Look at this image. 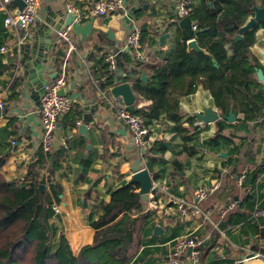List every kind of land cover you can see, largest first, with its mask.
Masks as SVG:
<instances>
[{"label":"crops","instance_id":"obj_1","mask_svg":"<svg viewBox=\"0 0 264 264\" xmlns=\"http://www.w3.org/2000/svg\"><path fill=\"white\" fill-rule=\"evenodd\" d=\"M94 1L38 0L39 15L36 22L25 32L26 39L21 46V52L13 33L5 24L6 9H13L17 4L0 5V59L11 67L0 74V101L4 102L0 116V156L5 157L1 172L10 181L24 182L29 166L43 140L44 131L39 112L40 96L34 90L35 87L29 84L30 79L26 78L23 69L24 64L31 58L34 36L41 23L48 18L52 21L63 19L61 14H58L59 10L66 14L70 11L69 7L78 9L82 18L71 24L77 49L68 55L61 69H57L53 54L57 45L54 32L52 35L54 44L49 52L48 62L44 64L43 73L49 82L62 76L66 78L68 95L81 106L82 115L79 123L83 120V107L86 104L97 105L89 118L88 136L79 133L78 126L71 129L62 121H59L56 129L54 149L63 153L59 158V167L52 176V181L60 183L63 189L60 201L56 203L59 209L51 219L56 232L65 234L74 253H78L82 246L91 243L96 230L89 224L88 214L95 198L110 200L112 190L128 182L135 171L142 168L149 170L150 156L153 155L158 159L153 162V171L159 175L155 177L153 172L150 170L149 172L158 186V191H152L149 202L143 203L145 210L156 203L158 216L154 218L153 223L155 227L162 226L163 234L153 232L151 241L140 250L135 264H167L174 240L186 233H196L205 238L199 264H264L262 258H246L252 250L250 240H247L240 226L237 224L229 225L227 228L220 226V221L224 217L219 215L218 209L223 207L228 199L222 186L214 195L199 202L201 206L204 204L203 208L214 207L212 219L215 224L205 222L201 217H182L172 201L173 197L196 200L195 191L198 187L208 185L215 179H220L222 185L224 174L229 172L224 161L230 150L225 147L217 149L202 145L216 134L217 121L207 125L198 123L200 121L195 113L202 111L206 106H212L221 114L210 91L199 86L196 92L180 97L184 123L194 121L199 125L198 149L195 154H189L183 151L181 139L174 137L172 122H168L166 126L160 121L155 122L147 139V146L144 148L136 146L128 126L117 117L118 105L125 104L122 97H115L111 93L112 87L105 96L94 86L97 78V75L92 73L94 66L104 53L112 51L114 47H119L122 51L126 35L133 26L138 25L141 30L159 28L158 32H150L143 38L142 49L136 48V53L142 52L145 56L143 61L138 60L141 65L144 64L146 79L153 65L165 62L172 55L177 36L186 34L179 25L177 0H125L128 13L133 7L144 5L145 1L148 3L146 8L136 9L143 11L144 17L139 21L133 18L132 22H127L125 18L117 19L113 15L91 14L89 9ZM256 4L261 5L262 0H256ZM262 23L257 25L256 40L250 51L264 71ZM193 25L192 22V27ZM166 32L169 36L165 39L164 45H161L159 37ZM3 46L7 49L1 51ZM130 53L133 54L132 51ZM54 73L57 74L53 76ZM124 73L127 75L125 71ZM17 77L20 78L19 83L13 87V81ZM258 80L264 84V79ZM125 81L131 80L125 78L119 80L116 75L117 84ZM148 103L149 101L144 100L140 105L146 106ZM241 116L242 114H238L236 117ZM224 133L232 135L234 129H227ZM237 135L244 137L249 143V153H260L257 154L260 160L264 149V117L250 122L248 132L240 131ZM13 140H16L14 145ZM160 140L169 144L167 151L163 154L153 150L149 152L154 142ZM234 141L236 144L241 143L239 137H234ZM221 151L227 152V156H221ZM82 158L91 159L90 166L85 168ZM175 158L183 161L184 168L180 172H174L172 161ZM216 169L222 171L221 176H218ZM260 182V191L264 192V174ZM235 184L241 185L239 179Z\"/></svg>","mask_w":264,"mask_h":264},{"label":"trees","instance_id":"obj_2","mask_svg":"<svg viewBox=\"0 0 264 264\" xmlns=\"http://www.w3.org/2000/svg\"><path fill=\"white\" fill-rule=\"evenodd\" d=\"M189 2L188 16L197 26L195 38L207 53L188 50V35L179 34L172 55L165 62L153 65L149 77L142 80L145 68L135 56L137 49L131 48L133 54L129 50L122 51L123 69L127 73L124 78L131 80L129 82L136 95L134 113L141 115L151 128L158 121L163 126L172 122L174 137L181 139L183 151L189 154H195L198 149L199 125L194 121L184 123L181 96L192 94L202 86L210 91L221 113L228 115L232 111L236 116L242 114L235 122L219 119L216 134L202 145L230 150L224 161L229 172L224 174L221 186L228 195L224 206L231 201L235 202V206L222 217L220 226L227 228L237 224L250 240L251 250L264 253V216H254L257 209H264V192L260 191L264 149L259 160L257 154L260 153H249V143L237 135L240 131L248 132L250 122L264 117V84L256 75L261 64L250 51L256 40L257 26L244 31L243 38L235 39L239 28L253 15L252 7L256 0ZM143 17V11H135L136 21ZM158 31V27L142 29V39L150 32ZM106 53L92 71L93 75H97L94 86L105 96L117 84L116 73L105 60ZM53 54L55 67L60 70L68 56L59 44ZM10 69L0 59V74ZM132 74L135 77H131ZM19 79H14L13 87ZM144 100L149 101L148 105H140ZM80 107L73 100L71 109L59 121L71 129L76 128L82 115ZM230 128L234 129V134L226 135L224 132ZM234 137H239L241 143L236 144ZM168 147L169 144L163 140L155 141L149 152L153 150L163 154ZM58 151L54 148L46 151L41 145L22 183L10 181L4 176L1 167L5 157L0 156V264L137 263L140 250L151 241L155 228L153 221L158 216L157 208L145 210L137 182H124L112 190L108 201L95 198L88 214V222L96 230L93 241L82 246L78 253L73 252L64 233L56 232L51 222L56 215L53 205L60 201L63 191L60 183L52 181L63 154ZM150 159L148 168L156 177L159 173H154L153 162L158 159L153 155ZM91 163V159L82 158L85 168ZM172 165L174 172L184 168L180 158L173 159ZM216 172L221 176L220 169ZM240 177L241 185L238 186L235 183Z\"/></svg>","mask_w":264,"mask_h":264},{"label":"built area","instance_id":"obj_3","mask_svg":"<svg viewBox=\"0 0 264 264\" xmlns=\"http://www.w3.org/2000/svg\"><path fill=\"white\" fill-rule=\"evenodd\" d=\"M13 3V0H0L1 6H6ZM24 6L20 9L19 6H15L13 9H6L5 24L7 28L13 33V37L18 44L19 52H21V46L26 39L27 29L33 25L39 15V3L38 0H24ZM189 0H177L178 12L180 16H187L190 12ZM70 11L77 12L75 21H80V11L69 7ZM89 12L93 15L109 16L113 15L117 19L128 17V12L125 8V0H95ZM133 19H131V22ZM193 29L196 30L197 26L194 24ZM57 44L63 46L64 52L68 56L70 53L77 49L76 43L73 39L72 26L69 25L65 28H60L55 31ZM142 30L136 25L133 26L126 35V42L122 47V51L129 50L135 47L142 49ZM7 48L3 46L1 51ZM137 59L144 60L145 56L142 52L135 54ZM105 60L109 64V68L115 71L117 63V53L112 50L105 54ZM67 88V80L64 76L56 79L53 82L46 81L43 86V94L40 96V109L41 123L44 131L43 145L46 151L55 147L56 129L61 117L68 112L73 104V99L66 92L65 94H59V90ZM1 109L4 107V102L0 101ZM117 117L125 122L131 133L133 143L138 147H146L147 139L150 137L152 128L145 124L144 118L130 111L126 104L118 105ZM201 123V122H198ZM13 145L16 140L12 141ZM241 183V177L239 178ZM221 186V180L215 179L208 185H202L195 191V199L189 201L185 198L173 197V203L176 205V209L182 217H201V219L208 223H214L212 215L214 209L212 207L203 208L199 202L209 198L213 195ZM235 202L231 201L227 206L221 207L219 215L224 217L233 207ZM152 207L156 208L152 204ZM55 211H58V205H53ZM255 216L264 215V209H257L254 212ZM215 224V223H214ZM205 238L196 233H186L178 236L170 249L169 258L167 264H199ZM253 255L250 258H262L264 260V253L252 251ZM247 258V257H246Z\"/></svg>","mask_w":264,"mask_h":264},{"label":"water","instance_id":"obj_4","mask_svg":"<svg viewBox=\"0 0 264 264\" xmlns=\"http://www.w3.org/2000/svg\"><path fill=\"white\" fill-rule=\"evenodd\" d=\"M13 3L17 4L19 8L21 9L24 6V0H13ZM147 1H145L144 5H139V7H133L128 17H125L127 22H130L131 19L134 18V13L136 9H140L141 7L146 8L147 7ZM253 15L249 18V20L239 28V33L235 36V39H241L243 38L242 33L248 29H252L256 27L258 24L264 22V3L259 5L255 4L253 7ZM61 14V17L63 19L61 20H55L52 21L51 19H47L44 23H41V26L38 28L37 34H35L34 42L32 45L30 56L31 58L24 64V74L26 78L30 79V85L35 87L34 90L38 92V96H41L43 94V86L46 83V79L44 78V64L48 62L49 52L51 51L53 47V33L60 29L65 28L75 22V18L77 17V13L74 11H68L66 14L62 10L58 11V14ZM179 17V25L185 30L186 34L188 35L189 39L187 41V47L188 50H197L200 52H206L207 50L199 46L197 39L195 38L196 30L192 27V20L191 18L187 16H180ZM60 19V18H59ZM169 36V33H163L160 35L159 40L160 44L164 45L165 39ZM113 50L117 53V63L115 68V73L119 80H122L126 74L123 71V65L124 61L122 58V51L119 47H114ZM57 73H54L53 76H55ZM257 76L260 80L264 79V71L262 68L257 69ZM131 77H135L134 74L131 75ZM141 79L146 80L145 73L141 74ZM69 88L61 89L59 90V94L63 95L66 92H68ZM111 93L115 97H122L123 102L126 104L127 108L135 112V101H136V95L133 91V88L131 86V83L128 81L120 82L116 85H114L111 88ZM97 107V105L93 104H86L83 107V120L78 125V132L81 134H84L85 136H88V123L89 118L91 117V112L94 111V109ZM2 115V109L0 107V116ZM198 120L207 125L210 123H214L218 121L219 119L225 118L229 122L236 121L237 117L236 115L230 111L228 115L224 113H219L217 110H215L212 106H206L203 108L202 111L195 113ZM89 148L91 145L88 146ZM221 156H227V152L221 151ZM129 182H137L140 185L139 193L141 195V199L144 203H148L150 200V193L152 191H158V186L154 182L149 170L147 168H142L138 171H135L131 178L129 179ZM155 234L161 235L163 234V228L160 225H157L154 229ZM252 253L248 254L246 257L250 258L252 257Z\"/></svg>","mask_w":264,"mask_h":264}]
</instances>
